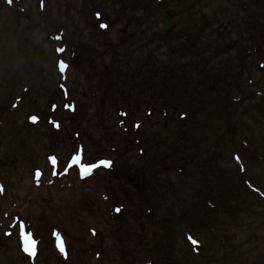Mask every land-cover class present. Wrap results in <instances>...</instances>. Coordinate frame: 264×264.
<instances>
[{"label": "rangeland", "instance_id": "obj_1", "mask_svg": "<svg viewBox=\"0 0 264 264\" xmlns=\"http://www.w3.org/2000/svg\"><path fill=\"white\" fill-rule=\"evenodd\" d=\"M2 1L0 47L4 41L13 51L22 41L37 51L7 60L0 50L3 260H34L18 261L23 222V237L37 245L36 264H151L154 257L157 264H264V97L255 95L264 92V0H11V8ZM164 22L170 26L165 31ZM59 33L58 41L50 39ZM55 52L67 62V82L56 71ZM114 53L120 60L115 67ZM186 64L196 68L188 78L198 88L190 100L198 99L184 124L176 111L184 106L164 95L169 87L179 92ZM203 66H208L204 78ZM79 69L91 75L83 100L84 80L73 84ZM209 71L215 88L205 86ZM164 73L170 77L162 88ZM21 93L40 102L16 108ZM164 119L171 133L159 142ZM228 121H235V135L224 131ZM74 155L83 165L102 160L111 165L87 179L74 167L62 175ZM49 157L57 159L56 168ZM213 207L225 216L216 209L202 213ZM116 208L121 213L113 216ZM209 216L214 224L207 226ZM154 221L158 241L173 244L174 252L162 254L161 247L156 256L150 248V258H142L135 252L154 234L149 226ZM187 221L196 229L189 231ZM53 226L65 235L68 261L52 249ZM190 232L208 246L205 255ZM128 233L134 245L126 251L135 247L131 258L123 261L114 250L102 254L96 248L102 237L124 244Z\"/></svg>", "mask_w": 264, "mask_h": 264}, {"label": "snow or ice", "instance_id": "obj_2", "mask_svg": "<svg viewBox=\"0 0 264 264\" xmlns=\"http://www.w3.org/2000/svg\"><path fill=\"white\" fill-rule=\"evenodd\" d=\"M8 2L10 3L11 0H8ZM96 17H97V19L99 20V19H100V13H96ZM99 27H100L101 29H106V28L108 27V25H107L106 23H100V24H99ZM56 39H59V37H56ZM59 51H62V49L59 50ZM58 67H59L60 71H63L64 68H65V65L63 64V62H60V64L58 65ZM30 120H31L32 122H36V121L38 120V117H36V116H32V117H30ZM50 122H52V123L54 124L55 127H57V128L59 127L58 122H54V121H50ZM79 159H80V157H79L78 155H77V156H73V158H72V162H71V165H75V164L79 163ZM49 160H50V162H51L54 166L57 164V159H56L55 157H49ZM71 165H70V166H71ZM99 165L102 166V167L107 168V167H110L111 162L108 161V160H102V161L99 162ZM93 167H95V165H91V166H84V165H81V168H80L81 175H82V176H86V175L90 174L91 171H92V168H93ZM39 174H40L39 171H37L36 175L39 176ZM114 211H116L117 213H119L120 209H119V208H116V209H114ZM93 234H95V231H94V230H93ZM189 239L191 240V237H189ZM192 243H193V244H196L197 242L194 241V240H192ZM58 247L60 248V251H61V252L64 251V249H63L62 246L58 245ZM24 251H25L29 256H31V255L34 254V253H33V247H32V244H31L30 241H26V242H25Z\"/></svg>", "mask_w": 264, "mask_h": 264}]
</instances>
